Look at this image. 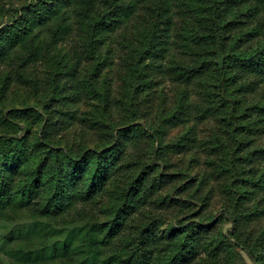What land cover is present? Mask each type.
<instances>
[{"label":"rangeland","instance_id":"rangeland-1","mask_svg":"<svg viewBox=\"0 0 264 264\" xmlns=\"http://www.w3.org/2000/svg\"><path fill=\"white\" fill-rule=\"evenodd\" d=\"M33 1L0 0V28ZM143 14L140 11L114 34H98L91 51L86 46L89 35L77 29L34 65L21 69L17 61L0 64V82L5 76L14 80L0 94V134L5 113L13 108H38L60 121L64 114L76 113L70 127L64 128L61 144H80L82 150L101 147L100 125L114 132L140 123L144 131L140 143H131L116 157L115 166L130 165V170L117 174L118 180L137 177L151 164L155 165L151 178L179 176L163 182L132 214L116 242L135 236L136 227L157 219L163 247L171 242V228L192 217L209 227L199 240L197 256L186 264H264V69L247 70L226 61L233 45H238L236 54L264 51V36L253 33L259 19L249 21L238 34L226 33L233 36L228 41L200 45L192 38L190 22L176 18L169 37L159 34L158 41L171 48L166 57L141 63L140 50L152 25ZM203 64L210 67L207 74L190 84L174 71ZM207 108L212 113L201 119L200 110ZM85 119L91 122L87 125ZM169 144L180 148L159 158L161 148ZM186 182L190 189L183 191ZM111 188L109 184L104 191ZM171 198H191L194 206L180 211L178 205L168 204ZM107 205L104 197L101 207ZM91 213L97 220L108 218L97 207ZM29 224L26 216L0 223L2 264H11L4 253L10 234ZM222 241L228 246H220Z\"/></svg>","mask_w":264,"mask_h":264},{"label":"trees","instance_id":"trees-1","mask_svg":"<svg viewBox=\"0 0 264 264\" xmlns=\"http://www.w3.org/2000/svg\"><path fill=\"white\" fill-rule=\"evenodd\" d=\"M140 11H144L148 23L152 22L145 35L148 42L140 50L141 63L166 57L171 48L165 41H158L159 34L169 37L176 18L190 22L192 38L200 45L216 44L219 39L228 41L233 36L227 37L226 33L238 34L256 19L259 21L254 22L253 33L264 36V0H35L20 8L14 21L0 28V64L17 61L21 69L34 65L77 29L89 35L86 46L91 51L96 49L98 34H114L128 26ZM232 48L227 52L228 63L247 70L254 66L259 71L264 69V51L248 56L239 50L235 53L238 45ZM209 69L203 64L174 71L190 84ZM13 81V77L5 76L0 94ZM212 111L200 110L201 119ZM76 115L66 113L60 121L34 107L13 108L5 113L0 134V223L25 216L30 220L26 228L10 234V247L4 252L10 263L186 264L189 258H195L199 240L209 225L192 217L181 220L180 227L171 228V242L163 247L164 236L158 234L157 219L136 227L135 236L116 242L128 228L132 214L146 205L163 182L169 183L179 174L151 178L155 169L151 164L145 165L137 177L118 180L117 174L130 170V165L115 166L116 157L131 143H140L144 134L141 124L133 123L114 132L110 126L99 124L104 131L101 147L82 150L80 144H61L64 128L70 127ZM82 122L88 125L91 120ZM179 148L165 145L158 157ZM109 184L112 188L105 192ZM189 187L186 182L183 191ZM104 197L108 205L101 207ZM168 204L178 205L180 211L194 206L191 198H171ZM93 207L107 215V220L92 218Z\"/></svg>","mask_w":264,"mask_h":264}]
</instances>
